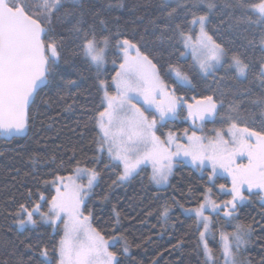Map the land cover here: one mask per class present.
Segmentation results:
<instances>
[{"label": "snow or ice", "instance_id": "snow-or-ice-1", "mask_svg": "<svg viewBox=\"0 0 264 264\" xmlns=\"http://www.w3.org/2000/svg\"><path fill=\"white\" fill-rule=\"evenodd\" d=\"M84 4L85 0H0V133L10 138L26 131L29 102L41 85L55 83L60 75L62 49L66 45L75 44L72 53L83 55L99 71L106 64L107 52L115 40L114 47L123 59L112 77L114 93L108 91L106 81H100L103 96L99 106L103 110L95 118L98 129L96 151L100 154L97 159H102L106 152L109 160L106 167L122 168L113 181L114 185L134 179L142 164H151L150 180L157 186L168 184L174 164L185 160L198 169H202L207 161L212 168L209 181L213 180L218 168L227 172L232 180L230 200L217 204L211 200V189L208 188L204 201L197 208L184 209L195 213L198 226L203 223L204 230L199 231L198 242V247L202 246L203 249L200 264H220L219 257L213 254L205 240L210 218L204 214V209L208 206L217 212L223 209L226 221L236 219L238 204L249 198L242 191L243 186L247 187L250 195H258L264 203V131L248 126L239 127L238 116L231 115L237 110L235 104L230 106V113L226 117L231 121L227 129L229 138H225L223 129L215 130L213 138L199 136L196 131L189 135L185 129L188 143H176L173 150L174 134L170 132L168 139L163 140L156 135V130L158 125L162 127L179 116L184 97L176 93L182 89L195 91L203 83L206 89L211 90L212 94L203 95L194 105H187L188 118L193 120L194 125L196 121L202 125L205 120L219 115L223 108L224 101L220 100L218 104L216 96L226 95L223 82L227 79L239 81L252 74L264 87V56L258 62L251 63L245 54L234 52L217 41L215 32L218 29L210 31L208 28L210 17L217 7L216 0H159L156 7L161 13L163 27L152 21L153 28H159V35L145 29L139 40L134 37L120 38L119 31L99 34L95 20L100 13L92 12L94 22L87 24L82 11ZM201 5L206 11L198 14ZM117 6L123 7L122 4ZM224 7L239 8L245 12L251 10L254 19L252 16L242 17L237 19V23L246 19L248 23L260 26L259 43L264 51V0L253 3L236 0L235 3H226ZM189 16L191 19H188ZM57 22L65 27L66 37L55 32ZM220 22L223 24L224 20ZM99 24L105 25L106 21L99 19ZM196 26L198 31H195ZM149 36L155 39L149 40ZM248 43L251 45L253 41ZM149 44L159 49L157 55L161 59L165 53L169 57L167 76L172 79L171 89L162 78L163 65L141 47ZM180 46L183 50L179 51L177 62H173L171 57ZM187 54L191 55L193 61L189 65L190 70H185L178 63ZM221 69H224V74L217 76ZM209 78L211 83H208ZM75 84V80L66 82L67 87ZM256 103L264 106V97ZM70 109L71 105L67 110ZM153 110L149 119L146 113ZM238 156H246L247 164H237ZM76 174L77 178L82 174L87 175V185L76 183L72 177H68L67 182L64 177H57L51 181L55 186V195L50 200L43 194L40 197L47 200L48 211L42 212L39 203L31 211L21 204L20 210L26 213V218L18 219L16 223L21 229L29 224L35 226L37 221L34 216L39 214L41 220L53 226L54 231H62L51 250L55 254L56 264H121L119 255L129 253L126 238H111L113 242L124 240L122 253L109 251L110 241L90 223L93 212L87 209V200L91 198L99 172L96 168H77ZM219 187L224 190L225 186L221 184ZM180 207L183 208V205ZM85 210H88V215H84ZM170 211V206L165 204L161 218L166 221ZM116 216L118 224L119 214L116 213ZM251 234V225L241 224H237L236 230L230 234L222 233L223 264H250L239 258V252L249 243ZM181 243L178 242L175 247ZM25 249L36 252L39 257L36 264H52L46 243L29 242L25 244ZM31 259L29 257V261ZM17 264L25 262L19 260Z\"/></svg>", "mask_w": 264, "mask_h": 264}, {"label": "trees", "instance_id": "trees-1", "mask_svg": "<svg viewBox=\"0 0 264 264\" xmlns=\"http://www.w3.org/2000/svg\"><path fill=\"white\" fill-rule=\"evenodd\" d=\"M158 2L159 0H85L82 11L87 24L94 22L92 12L100 13L95 20L99 34H115L119 31L120 38L134 37L139 40L145 29L159 35V28H153L152 25V21H155L163 27L161 13L156 7ZM235 2L236 0H216L217 7L210 17L208 28L210 31L218 29L215 32L218 42L234 52L245 54L249 62L256 63L264 56L259 43L261 28L248 23L246 19L237 23L238 18L252 16L254 19L255 15L251 10L245 12L239 8L224 7L226 3ZM109 4L112 7H108ZM118 4L123 7L117 6ZM203 11L206 8L201 5L198 14ZM99 19L105 20L106 24L100 25ZM221 20H224L223 24ZM55 32L67 36L65 27L58 22ZM148 39L153 40L155 37L149 36ZM248 41L253 43L249 45ZM112 43L113 47L106 55V64L99 71L83 55L72 53L71 49L75 44L66 45L59 61L60 75L56 77L55 83L49 82L38 93L28 112L27 132L17 138L0 139V264H17L19 260H23L25 264H36L39 259L36 252L25 249V244L29 242L46 243L52 264H56L55 254L51 250L62 231H54L53 226L43 223L20 231L16 221L20 219L21 204L30 209L40 202L41 194L50 200L55 195L51 181L57 177L71 176L77 168H96L99 172L91 198L87 200V209L93 212L90 223L106 240L116 236L126 238L129 253L126 256L119 255L121 264H200L203 259L202 246L198 247L201 226L197 225L195 217L185 215L183 210L198 207L204 201L205 190L208 188L216 202L230 200V194L218 191L221 184L225 189L230 187L226 178L216 177L209 181V170L200 173L183 162L175 164L164 188H158L150 180L152 173L148 167L141 168L139 174L127 183L114 185L113 181L122 168L106 167L109 164L106 152L102 159H97L100 154L96 151L98 129L95 118L103 110L99 106L103 96L100 81H106L108 91L114 93L112 77L123 59L114 47L115 40ZM141 47L152 53L156 61L163 65L162 78L171 89L172 79L167 76V53L161 59L157 55L159 49L156 46L149 44ZM182 50L180 46L171 57L173 62H177L179 51ZM187 55L178 63L185 70H190L189 65L193 61L191 55ZM223 74L224 69H221L217 76ZM68 80H75L76 84L67 87ZM208 83H211V78ZM223 87L226 95L216 96L218 104L220 100L224 101L223 108L212 121L205 122L202 132L210 136L217 129L225 132L231 123L226 117L233 104L237 106V110L231 112V115L238 116L239 127L248 126L253 130L264 131V106L256 103L264 97V87H261L260 82L250 74L247 79L239 81L227 79L223 82ZM210 94L211 90L206 89L203 83L195 91L182 89L176 93L184 97L186 103ZM69 105L71 109L67 110ZM146 114L152 118V112ZM179 117L182 118L180 121L170 119L167 124L160 126L157 133L163 136L170 132L180 135L185 129L193 131L190 125L192 119L188 118L184 107L180 108ZM243 192L250 201L237 208L236 219L226 221L223 209L212 216L211 236L207 239V244L213 254L219 257L220 264H223L221 235L234 232L237 224L251 225L252 228L249 243L240 249L239 258L250 264H261L264 261V204L260 203L258 195H250L247 188ZM105 196L107 199H104ZM47 200L43 201L44 211L48 209ZM165 204L171 208L166 221L160 215ZM88 210L84 211L85 215H88ZM116 213L119 214L118 224ZM180 241V246L175 247ZM123 247L124 240L118 239L112 243L110 251L119 254ZM29 257L32 258L31 261Z\"/></svg>", "mask_w": 264, "mask_h": 264}, {"label": "rangeland", "instance_id": "rangeland-1", "mask_svg": "<svg viewBox=\"0 0 264 264\" xmlns=\"http://www.w3.org/2000/svg\"><path fill=\"white\" fill-rule=\"evenodd\" d=\"M199 29H198V26H196L195 27V31H198ZM134 54V53H133ZM186 56H188V55H186ZM103 69V68H102ZM118 69H119V66H118ZM113 89H114V92H115V88H114V86H113ZM196 103V100L195 101H193L192 103H186V102H184L183 101V103H182V106L181 107H184L185 108V110L188 112V108H187V105L188 104H195ZM152 113H154V110H153V112ZM147 115V114H146ZM149 119H151V118H149ZM176 119V121H180V119H182V118H180L179 116L177 117V118H175ZM213 119H208V120H205L203 123H202V125H201V122L200 121H196V123H195V125H194V123H193V120H191L190 121V125H191V127H192V129H193V131H196V133H197V135H199V136H204V137H209V138H213V137H215V134L213 135V136H210V135H208V134H206L205 132L203 133L202 131L204 130L203 128V125L205 124V122H207V121H212ZM160 128V126L158 125L157 126V130H156V135H158V136H160L158 133H157V131H158V129ZM171 133H173L174 134V139H175V143H173V145H172V148H173V150H175V147H176V143H179V144H182V145H186L187 143H188V140H187V137L184 135V132L183 133H181L180 135H178V134H176L175 132H171ZM191 133H192V131H188V134L189 135H191ZM225 133V138H229L228 136H227V130L224 132ZM168 134L169 133H166V134H164L163 136H160L161 137V139H163V140H167L168 139ZM247 157L246 156H238L237 158H236V163L237 164H247ZM184 163H186V164H188V165H190V166H192L193 168H195L196 170H198L200 173H202L203 172V170H209V172L211 173L212 172V168H211V166L207 163V161L205 162V166L202 168V169H198V168H196V167H194L191 163H190V161L189 160H185L184 161ZM174 166H175V164H174ZM143 167H148L150 170H151V173H152V167H151V164H142V165H140L139 166V168H138V171L141 169V168H143ZM174 168V167H173ZM81 169H83V168H81ZM209 173V174H210ZM171 176V175H170ZM68 177H72L73 179H75L76 180V183H78V184H83V185H87V179H88V177H87V175H80L79 176V178H77V174H76V171L74 172V174L73 175H71V176H68ZM68 177H65V182H67V178ZM216 177H224V178H226L228 181H229V183H230V187H228V188H224V190H221L220 189V187L218 188V191L220 192V193H228V194H230L231 195V193H230V189H231V187H232V180H231V177L228 175V173L227 172H224L223 170H221V169H217V172H216V174H215V176L213 177V180L216 178ZM170 178V177H169ZM212 180V181H213ZM128 182V181H127ZM127 182H124L123 184H125V183H127ZM169 182V181H168ZM157 186V185H156ZM167 186V184L166 185H162V186H157L158 188H164V187H166ZM246 186H243L242 187V191H244V190H246ZM53 189H54V192H55V186L53 185ZM210 198H211V200H213V201H215L213 198H212V194L210 193ZM43 201L44 200H41L40 199V202H39V204H41L42 205V208H41V211L42 212H47L48 211V209L46 210V211H44L43 210ZM250 201V199H247L246 201H244L243 203H241V204H238V206H237V208L239 207V206H241V205H245L247 202H249ZM216 202V201H215ZM217 204H223L224 202H216ZM260 203H262L261 202V200H260ZM262 204H264V203H262ZM36 205V204H35ZM34 205V206H35ZM33 206V207H34ZM33 207L32 208H30V209H28L29 211H31L32 209H33ZM49 207V206H48ZM197 208V207H196ZM191 209H195V208H191ZM237 211V210H236ZM220 212V210L217 212V211H213L212 210V208H211V206H208V207H206L205 209H204V214L206 215V216H208L209 218H210V225H209V230L207 231V233H206V237H205V240H206V243H207V239L211 236V227H212V216L213 215H215V214H217V213H219ZM183 213L185 214V215H187V216H193V217H195L196 219H197V217H196V215H195V213L194 212H186L185 210H183ZM20 219H22V218H26V213H24V212H22V211H20ZM85 215V214H84ZM224 215V214H223ZM236 215V214H235ZM34 219L37 221V223H43V224H47V225H51V224H49V223H45L43 220H41V217L39 216V214H37V215H35L34 216ZM16 226H17V228H18V230H20V231H22V230H25V229H28V228H34L35 226H33V225H25L24 226V228H20L18 225H17V223H16ZM52 226V225H51ZM62 223H61V228H62ZM200 226H201V231H203L204 230V227H203V223H201L200 224ZM110 241V243H109V251H110V246L112 245V243H113V241L112 240H109ZM223 243H224V241L221 239V245H223ZM234 245V244H233Z\"/></svg>", "mask_w": 264, "mask_h": 264}, {"label": "water", "instance_id": "water-1", "mask_svg": "<svg viewBox=\"0 0 264 264\" xmlns=\"http://www.w3.org/2000/svg\"><path fill=\"white\" fill-rule=\"evenodd\" d=\"M46 85H47V84H46ZM46 85H41L40 88L37 89L36 93H34L32 99H31L30 102H29V106H28V109H27V117H28V112H29L31 106H32L33 103H34V100H35L36 96L38 95V93H39L43 88L46 87ZM27 129H28V118H27V127H26V131H25L23 134H25V133L27 132ZM23 134H21V135H23ZM21 135H14V136H12V137H10V138H17V137H19V136H21ZM4 137H5L4 134H3V133H0V139H1V138H4Z\"/></svg>", "mask_w": 264, "mask_h": 264}]
</instances>
